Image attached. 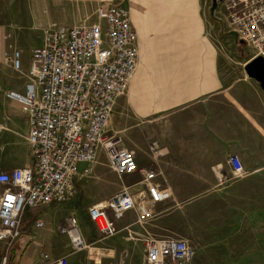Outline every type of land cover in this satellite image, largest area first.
I'll list each match as a JSON object with an SVG mask.
<instances>
[{
  "label": "crops",
  "instance_id": "crops-1",
  "mask_svg": "<svg viewBox=\"0 0 264 264\" xmlns=\"http://www.w3.org/2000/svg\"><path fill=\"white\" fill-rule=\"evenodd\" d=\"M67 1L42 3L62 6ZM111 1L129 7L130 22L138 35V66L129 84L138 94L128 101L137 110L138 148L131 150L136 153L139 167H153L158 173L155 181L169 187L176 199V204L169 208L156 206L157 217L145 225L137 223L135 211L118 220L119 232L110 237L112 256L126 251L129 257L131 249L137 246L144 248L145 254L144 239L148 235L160 237L157 229L168 219L173 220L172 209L185 207L186 239L194 250L195 264L264 263L259 250L264 248V206L258 201L259 184H264V128L237 99L226 93L231 89L228 80L233 75L239 73L237 81H250L246 72L250 51L245 55L238 48L222 50L212 46V16L205 10L208 0ZM80 14L84 15L82 10ZM74 18L71 22L76 24L78 19ZM2 31L0 168L10 171L32 161L26 138L28 116L18 101L8 97L10 91H23L29 80L15 72L5 59L7 40L4 42ZM42 43L43 35L39 44H25V69L31 63L29 49ZM124 125H128L127 135L131 137L135 126L130 115L126 123L124 119ZM109 127L115 132L110 122ZM231 155L239 156L245 170L236 179L229 163ZM219 176L226 178L224 183L219 182ZM141 178L140 172L118 175L100 150L92 174L78 182L80 198L72 205L26 208L22 235L11 248L9 264H32L42 252L53 258L66 256L68 264H80L79 253L87 251L75 252L69 237L60 232L72 215L78 220L81 236L92 247V254L84 257L83 264L88 259L100 264L99 251L109 238H102L96 231L88 209L105 204L124 187L138 191L141 186L136 183ZM83 198L89 200L85 220L80 222L74 205ZM37 220L43 221L44 227H36ZM2 249L0 243V252ZM94 252L98 253L96 258L92 256ZM110 264H118L117 258Z\"/></svg>",
  "mask_w": 264,
  "mask_h": 264
},
{
  "label": "built area",
  "instance_id": "built-area-1",
  "mask_svg": "<svg viewBox=\"0 0 264 264\" xmlns=\"http://www.w3.org/2000/svg\"><path fill=\"white\" fill-rule=\"evenodd\" d=\"M97 1V21L45 29L43 43L29 49L27 69L22 61L24 48L11 40L6 44L5 59L29 80L23 91H10L8 97L18 101L28 116L26 138L32 161L10 171L0 168V264L10 263L26 208L72 205L80 198L78 182L92 174L100 150L118 175L140 172L142 176L136 183L141 186L138 191L127 186L105 204L89 207V219L102 238L115 236L117 221L130 211L137 213V223L145 225L157 217L156 206L176 204L171 189L155 181L157 171L139 167L136 153L109 128L115 104L136 73L139 45L129 7ZM222 3L230 31L250 49L251 60L264 58V0ZM229 163L234 179L244 174L238 155H231ZM218 180L224 183L226 178ZM44 225L35 222L36 227ZM60 232L69 237L75 252L92 254L75 216H69ZM144 244L148 264H195L194 250L184 239L148 235ZM32 264H68V259L42 252Z\"/></svg>",
  "mask_w": 264,
  "mask_h": 264
},
{
  "label": "rangeland",
  "instance_id": "rangeland-1",
  "mask_svg": "<svg viewBox=\"0 0 264 264\" xmlns=\"http://www.w3.org/2000/svg\"><path fill=\"white\" fill-rule=\"evenodd\" d=\"M42 1L43 0H0V29L3 30L2 36L4 42L6 40V42L11 40L13 41V44L16 43L17 45L25 48V44H39L42 39L44 30L47 28L56 27L59 25L67 26L69 24H74L71 22L75 19L74 17H76L78 21L83 17L81 21L87 19L88 22H95L98 19L95 13L96 7L99 4L97 0H68L67 4L62 6H58L57 3H49L48 5H46L42 3ZM211 6L212 0H208L207 6H205V10L207 11L208 16L210 15L209 10ZM81 10L84 15L80 14ZM214 15L216 19L211 18L209 20V23L211 25L210 41L212 46L218 47L222 50L227 48H238L239 50L244 52L245 55H247L250 49L242 40L238 39L236 35H233L230 32V27L225 20L226 18L223 3L219 4V7ZM51 16L53 17V19H51ZM78 21L77 23L80 22ZM228 59L230 63H235V61H233L231 58ZM227 69H230V67L227 66ZM232 74L233 73H231L230 75ZM239 77L240 75L238 73L236 75H233L228 80V84L231 83L232 86L231 89H228L226 93H230L235 99H237V101H239L244 109L247 110L264 128V89L260 86L259 82L256 81V83L252 81L255 79L250 77V75L249 82L246 80L237 81V78ZM131 88L132 86H129L128 90L118 98L114 107L113 115L110 118V123L115 131L114 133L119 138H121L123 145H125L129 149L135 150L138 148V118L136 114L137 110L133 108L134 104H130L128 101L131 100V96H135L138 93L136 91V88H133L132 90ZM124 100L126 101V103L124 102ZM131 108H133L134 111ZM128 115H130L131 121L135 126L134 129H132L131 137L127 135V133L129 132L127 127L128 125H124V119L126 123L128 120ZM258 131L263 134L260 130ZM106 157H108L107 154ZM88 200L89 199L87 198H83L78 204L74 205V210L80 222H82V220H85V217L87 215L85 207ZM258 201L260 206H264V184L262 183L259 184ZM172 211H175L173 214V220L171 221L170 219H168L167 222H165L163 226H161L162 228L160 230L157 229V235H160V237L171 236L187 241L186 216L184 213L185 207H180L178 209L174 208L172 209ZM80 226L82 227L81 223ZM165 227L167 229H165ZM93 235L95 236V233H93ZM105 242L107 243L103 245L104 249L99 251V254L97 252H94L92 255L94 258H96L94 255L98 254V256L101 257L100 261L102 264L112 263L113 258H117L118 264H148L145 261L144 248L142 249V247H138L136 245V248L131 249V255L129 257L126 251H120V254L118 256H112L110 252V238ZM259 250L260 253H263L264 255V248L260 247ZM79 255L81 257L79 259L80 264H83V262L85 263L84 257H87L89 253L82 252L79 253ZM87 262V264H93V261L89 259L87 260ZM258 264L264 263L260 262Z\"/></svg>",
  "mask_w": 264,
  "mask_h": 264
},
{
  "label": "water",
  "instance_id": "water-1",
  "mask_svg": "<svg viewBox=\"0 0 264 264\" xmlns=\"http://www.w3.org/2000/svg\"><path fill=\"white\" fill-rule=\"evenodd\" d=\"M224 0H212V6L210 7V15L212 18L216 19L214 13L219 7V4ZM246 71L250 77L254 78L257 82L260 83V86L264 89V58L257 57L251 60L246 65Z\"/></svg>",
  "mask_w": 264,
  "mask_h": 264
},
{
  "label": "snow or ice",
  "instance_id": "snow-or-ice-1",
  "mask_svg": "<svg viewBox=\"0 0 264 264\" xmlns=\"http://www.w3.org/2000/svg\"><path fill=\"white\" fill-rule=\"evenodd\" d=\"M8 199H12V197H8Z\"/></svg>",
  "mask_w": 264,
  "mask_h": 264
},
{
  "label": "trees",
  "instance_id": "trees-1",
  "mask_svg": "<svg viewBox=\"0 0 264 264\" xmlns=\"http://www.w3.org/2000/svg\"><path fill=\"white\" fill-rule=\"evenodd\" d=\"M10 263H11V259H10Z\"/></svg>",
  "mask_w": 264,
  "mask_h": 264
}]
</instances>
